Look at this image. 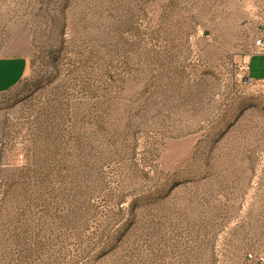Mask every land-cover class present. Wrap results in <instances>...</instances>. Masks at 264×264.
Returning <instances> with one entry per match:
<instances>
[{
	"label": "rangeland",
	"instance_id": "374dc122",
	"mask_svg": "<svg viewBox=\"0 0 264 264\" xmlns=\"http://www.w3.org/2000/svg\"><path fill=\"white\" fill-rule=\"evenodd\" d=\"M264 0H0V264L264 255Z\"/></svg>",
	"mask_w": 264,
	"mask_h": 264
},
{
	"label": "crops",
	"instance_id": "0c3cea01",
	"mask_svg": "<svg viewBox=\"0 0 264 264\" xmlns=\"http://www.w3.org/2000/svg\"><path fill=\"white\" fill-rule=\"evenodd\" d=\"M28 63L22 57H0V93L15 87L24 77ZM254 80L264 81V55L253 56L249 62Z\"/></svg>",
	"mask_w": 264,
	"mask_h": 264
},
{
	"label": "built area",
	"instance_id": "2783aa9c",
	"mask_svg": "<svg viewBox=\"0 0 264 264\" xmlns=\"http://www.w3.org/2000/svg\"><path fill=\"white\" fill-rule=\"evenodd\" d=\"M264 55V35L255 43L253 56ZM244 264H264V255L247 254Z\"/></svg>",
	"mask_w": 264,
	"mask_h": 264
}]
</instances>
